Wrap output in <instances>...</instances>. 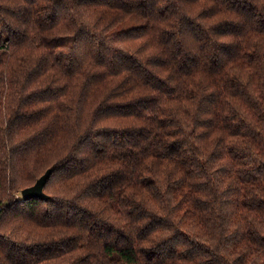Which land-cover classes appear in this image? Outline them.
I'll return each mask as SVG.
<instances>
[{
	"label": "trees",
	"instance_id": "obj_1",
	"mask_svg": "<svg viewBox=\"0 0 264 264\" xmlns=\"http://www.w3.org/2000/svg\"><path fill=\"white\" fill-rule=\"evenodd\" d=\"M0 264H264V0H0Z\"/></svg>",
	"mask_w": 264,
	"mask_h": 264
},
{
	"label": "water",
	"instance_id": "obj_2",
	"mask_svg": "<svg viewBox=\"0 0 264 264\" xmlns=\"http://www.w3.org/2000/svg\"><path fill=\"white\" fill-rule=\"evenodd\" d=\"M52 170H47L34 185L27 187L21 191L22 199L28 200L32 198H41L43 200H48L49 197L44 192V186L46 185Z\"/></svg>",
	"mask_w": 264,
	"mask_h": 264
}]
</instances>
